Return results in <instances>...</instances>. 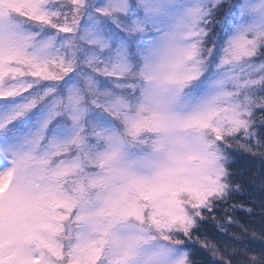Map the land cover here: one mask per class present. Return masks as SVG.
Here are the masks:
<instances>
[{
	"label": "snow or ice",
	"instance_id": "snow-or-ice-1",
	"mask_svg": "<svg viewBox=\"0 0 264 264\" xmlns=\"http://www.w3.org/2000/svg\"><path fill=\"white\" fill-rule=\"evenodd\" d=\"M0 264H264V0H0Z\"/></svg>",
	"mask_w": 264,
	"mask_h": 264
}]
</instances>
